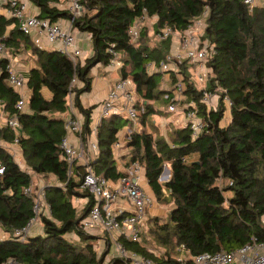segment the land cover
<instances>
[{"label": "trees", "instance_id": "trees-1", "mask_svg": "<svg viewBox=\"0 0 264 264\" xmlns=\"http://www.w3.org/2000/svg\"><path fill=\"white\" fill-rule=\"evenodd\" d=\"M59 1L25 0L38 9V17L50 22L71 18L68 10L58 7ZM83 2L85 10L74 18L73 27L88 34L92 55L76 62L58 49L37 45L31 34L19 29L16 19L0 13V42L8 55L14 59L23 54L32 61L26 79L21 73L28 92L18 110L20 96L7 82V58L0 57V114L5 123L0 125V141L17 144L24 165L21 168L0 145V263L13 259L19 264H102L93 245L101 238L79 226L94 205L93 196L82 188L85 166L76 164L78 159L70 166L60 143L67 135L62 114L70 110L69 96L74 117L75 110L83 116V143L91 135L95 106H84L80 96L91 89V68L109 65V47L119 55V78L134 86L137 116L136 122L123 115L100 117L95 127L97 150L89 159L93 172L113 186L137 163L153 201L173 204L163 223L146 213L141 242L120 238L123 247L156 264H181L178 259L192 264V256L202 252L230 251L252 239L264 241V0L260 6L244 0ZM205 9L203 37L214 45L215 53L204 63L205 82L199 88L196 67L188 58L178 63L176 71L159 69L172 40L158 34L165 27L185 31ZM144 11L156 19L150 28L145 21L132 42L128 29ZM148 30L156 37L153 45ZM179 81L183 92L176 121H180L170 125L168 138L153 137L156 128L150 125H155V118L172 120L168 103ZM204 92L213 96V107L203 102ZM12 116L17 117L18 129L7 124ZM193 122L200 124L195 133ZM123 130L127 136L120 137ZM119 142L130 153L119 154L117 164L113 153ZM166 164L171 176L161 184L158 179ZM33 175L45 179L46 185L33 187ZM31 186V193H25ZM40 187L44 199L35 214ZM78 199L85 200L79 215ZM31 219L33 225L41 222L42 233L28 231L21 240L15 233ZM71 233L80 244L68 239ZM104 240L109 243L108 237ZM109 264L128 263L112 257Z\"/></svg>", "mask_w": 264, "mask_h": 264}, {"label": "built area", "instance_id": "built-area-1", "mask_svg": "<svg viewBox=\"0 0 264 264\" xmlns=\"http://www.w3.org/2000/svg\"><path fill=\"white\" fill-rule=\"evenodd\" d=\"M244 2L253 6L251 5L253 0H244ZM58 7L68 10L71 14V18L66 19L67 27L62 25V20L50 22L48 19L38 17V15L28 14L27 5L21 0H0V13L6 17L16 19L18 27L23 33L39 32L40 39L45 41L47 45H57L61 53L76 62L81 56V49L76 44L73 20L83 13L85 4L83 0H60ZM206 16L207 10L205 9L202 14L194 17L189 27L181 33L165 27L158 34L160 38L170 36L172 40L170 52L159 63V69L176 71L178 63L183 58H188L196 67L195 79L201 87L205 82L204 63L210 55L215 53L214 45L203 37ZM149 19L144 11L141 16L133 20L128 29V35L132 42H135L139 37L144 22ZM36 43L40 46L37 40ZM108 52L112 56L109 65L118 70L121 67L119 55L112 47L108 48ZM0 57L7 58V82L20 96L16 104V108L20 110L23 108L25 96L27 95L25 79L13 58L8 55L5 45L1 42ZM182 92L183 86L179 81L175 85L172 91L173 97L168 103L170 112L179 110L178 102L181 101ZM212 98L213 96L211 97L209 93L204 92L202 100L208 106L213 107ZM68 103L70 116L65 119V129L67 133L75 135L78 146L70 142L66 135L60 143V149L70 166L74 160H83L85 173L82 177V188L86 189L94 199V205L90 208L88 215L81 220L80 228L84 231L97 228L104 230L108 234V245L114 246L113 258H119L128 264H156L151 258H145L137 252L125 249L120 240L122 238L126 241L141 242L142 225L146 218L147 209L154 204L152 196L146 194L140 186L141 166L132 163L126 169V173L113 186H110L102 176L95 175L89 162L91 157L88 156L87 158L86 152L95 154L97 150L96 141L83 143L81 121L73 115V103L70 96ZM108 115H123L132 121L135 120L137 110L134 101V86L129 79L118 78L109 87L104 100L100 104V116ZM187 117H193V113H187ZM7 124L13 129L19 128L16 116L9 118ZM198 126L200 124L197 122L191 124L194 133ZM115 147L118 148L119 144L117 143ZM31 191L32 186L24 189L25 193H31ZM35 194L34 212L37 214L40 201L44 199L43 187L38 188ZM119 201H123L126 205L121 204ZM33 221L34 219H31L23 229L17 230L16 236L24 240ZM262 222L264 223V217ZM154 254L156 255V253ZM191 259L192 264H264V241L252 239L250 242L230 251L202 252L192 256ZM178 261L184 264L180 259ZM0 264L19 263L13 259H8Z\"/></svg>", "mask_w": 264, "mask_h": 264}, {"label": "crops", "instance_id": "crops-1", "mask_svg": "<svg viewBox=\"0 0 264 264\" xmlns=\"http://www.w3.org/2000/svg\"><path fill=\"white\" fill-rule=\"evenodd\" d=\"M21 1L25 2V0H21ZM25 3L28 7V3L27 2H25ZM35 9H37V8L33 5V8H31V9L27 8V13L37 15L38 9L37 10H35ZM59 21H61V20H58V22ZM61 23L64 27L68 26V23L66 20L61 21ZM74 34L76 37V44L81 49V56L79 57V61H83L85 59L84 57H87V56L89 57L92 55V47H91L92 45L90 42V38H89L88 34L83 33V32L75 31ZM31 37L34 39L35 42L37 40L38 43L40 44V46L45 47L46 49H48L52 46V45H47L45 43V41L40 39V34L37 31L32 32ZM53 48L58 49L57 45H54ZM13 60L15 61L19 71L23 74L24 78L26 79L27 74H28V70L32 67V61L23 54L17 55ZM110 73H116V76L114 78H112V80L107 79V76ZM89 75L91 76V89L89 92H85L80 96V101L84 106H92V105L95 106V108L93 109L92 114H91V122H90V128L92 130V133L87 139L88 142H92V141H95V127H96V125L99 122L100 117H101L100 116V104L104 100L109 87L112 85V83L114 81H116L119 78V75H118V70L114 66H110V65L102 66L101 64H97V65L93 66L90 70ZM78 84L80 85V82ZM43 93L47 98L50 97V94L48 93V91L46 89L43 90ZM69 116H70L69 112L62 114V117L64 119L68 118ZM82 117H83L82 114L75 110V118H77L79 121H81ZM4 124H5L4 123V117L0 114V125H4ZM123 134H124V130L121 132L120 137ZM67 137H68V140L70 142H72L73 144L78 146V142H77L75 135L73 133H67ZM0 145L2 147H5L12 154H13L12 149L15 147L16 148L15 149L16 155L21 157V159H22L21 151H20L17 144L5 143L3 141H0ZM120 145H123V143L121 142ZM122 150L124 151L125 149H123V148L121 149V147H119V148H116L114 150L113 154H114V158L116 160H117V157L119 156L120 152H122ZM88 156H90L92 158L94 155L92 153L86 152V157L88 158ZM82 162H83L82 159H78L76 164H82ZM118 163L119 162L117 160V164ZM18 164L20 165L21 168H24L23 164L21 165L19 162H18ZM169 172H170V170H169ZM165 174H168V173H165ZM139 183L142 184V187L144 190L151 193L150 188L148 186V183H147V181L143 175V170H141V178L139 180ZM48 184H51V183H48ZM43 185H46V183H44ZM119 202L121 204L122 203L124 204L123 201H119ZM124 205H126V204H124ZM147 213L152 214V209L148 208ZM41 232H42V227H37L36 229L31 231L32 234H30V235H34V234L41 233ZM93 233H96L95 229L93 230ZM0 235L3 236V232H1Z\"/></svg>", "mask_w": 264, "mask_h": 264}, {"label": "rangeland", "instance_id": "rangeland-1", "mask_svg": "<svg viewBox=\"0 0 264 264\" xmlns=\"http://www.w3.org/2000/svg\"><path fill=\"white\" fill-rule=\"evenodd\" d=\"M261 4H262V0H253V2L251 3V5H253V6H255V5L256 6H260ZM31 8H33V5L28 3V9H31ZM35 10H37V9H35ZM153 18H150L149 20H147V23L145 24V26L148 25L147 27L150 28L151 27V22H153V20L156 19V18H154V19ZM64 20H66V19H63L62 21H64ZM148 32H149L148 33V42L151 45H153V44L156 43V41H155L156 37L152 36L153 35V32L152 31L148 30ZM53 46H54V44H52V46L50 48H48V49L53 50L54 49ZM87 57H84V58H87ZM115 76H116V73H110L107 76V79L108 80H112V78H114ZM165 86H167V88L169 87L168 85H165ZM198 86H199V88L201 87L200 85H198ZM170 114H172V115H170V119H172V120H169L168 117L164 118L163 116L162 117L155 118V123H153V124H155L156 126L155 125H150V128L151 129H152V126H153V128H156L155 132L153 133V137H157V135H161V136H164L165 138H168L167 135L171 131V129L173 128V127L170 128V125L171 124H174L175 125L176 123H178L180 121V120L179 121H176L177 114H179L178 112L174 111V112H170ZM180 115H182V114H180ZM179 118H181V117H179ZM182 121H185V119H182ZM134 122H136V121H134ZM225 122H226V120L223 123H225ZM137 127H136V129H137ZM123 135L124 136H127L126 134H123ZM119 143L121 144V142H119ZM120 144H119V146H120ZM122 146L123 145H121V147ZM15 149H16L15 147L12 149V152L14 154L15 160L22 165L23 164L22 159H21V157H19V156L16 155V150ZM124 149L125 150L124 151L122 150V152H120V154L125 153V154H127L126 156H128L129 153H130V151L127 152L128 150L126 148H124ZM117 160L119 161V163H121L120 156L117 157ZM165 166L169 169L168 164H166ZM166 173H168V174H165L164 175V178H162V179L159 178L158 179V181L161 184L165 183L166 181H168L170 179L171 173L168 172V171ZM32 180H33V185L34 186H36V185H42V184L46 183V180L45 179H43V178H41L39 176H35V175H33ZM140 186H141L142 190L146 194L150 195L149 192H147L146 190L143 189L142 184ZM84 201L85 200H83V199H78V200L75 201V206H77V210H76L77 211V215L80 214V209L84 205ZM172 207H173V204L162 203V202H157V204L154 202L153 205L149 206V208L152 209V214L151 215L152 216H155V217H158L159 218V223H163V222L167 221V219H168V212L170 211V209ZM43 210L44 211H42V212L43 213H46V210L45 209H43ZM37 227H42L41 222L37 221V223L34 224L29 231H33ZM1 232L2 231L0 230V233ZM95 232H96V233H94V234H96L95 236H98L101 239H98V240H96V241L93 242L94 249H96V252H97V254H98L99 257H101V258L103 257L102 264H109L110 263V259L113 257L114 246H112V245L109 246L108 245V242H106L104 240V238L108 237V234L104 230H101V229L100 230H95ZM67 237H68L69 240H71V241H73L75 243L80 244V241L78 240V237L75 234L71 233V234L67 235ZM152 246L153 247H155V246L158 247V245L155 244V242H153V245ZM157 252L159 254L160 253H164V249H162V248L161 249H158L157 248ZM175 258H179V257L175 256Z\"/></svg>", "mask_w": 264, "mask_h": 264}, {"label": "water", "instance_id": "water-1", "mask_svg": "<svg viewBox=\"0 0 264 264\" xmlns=\"http://www.w3.org/2000/svg\"><path fill=\"white\" fill-rule=\"evenodd\" d=\"M167 171L169 172V169H168L166 166H164V168H163V170H162V172H161L159 178L162 179L163 176L165 175V173H166Z\"/></svg>", "mask_w": 264, "mask_h": 264}, {"label": "bare ground", "instance_id": "bare-ground-1", "mask_svg": "<svg viewBox=\"0 0 264 264\" xmlns=\"http://www.w3.org/2000/svg\"><path fill=\"white\" fill-rule=\"evenodd\" d=\"M163 178H164V176H163Z\"/></svg>", "mask_w": 264, "mask_h": 264}]
</instances>
